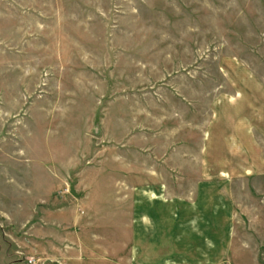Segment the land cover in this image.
Here are the masks:
<instances>
[{
  "label": "rangeland",
  "instance_id": "obj_1",
  "mask_svg": "<svg viewBox=\"0 0 264 264\" xmlns=\"http://www.w3.org/2000/svg\"><path fill=\"white\" fill-rule=\"evenodd\" d=\"M0 264H264V0H0Z\"/></svg>",
  "mask_w": 264,
  "mask_h": 264
},
{
  "label": "crops",
  "instance_id": "obj_2",
  "mask_svg": "<svg viewBox=\"0 0 264 264\" xmlns=\"http://www.w3.org/2000/svg\"><path fill=\"white\" fill-rule=\"evenodd\" d=\"M172 210L174 211L175 208L173 207ZM172 210H171V212H173ZM188 211H190L189 214H190L191 217L189 219L185 220L184 222L183 221H181V222L172 221L173 218L169 219V221H170L169 222V226L170 227L168 229L170 230V232H172L173 230H177V231L178 230H183V231H186V230H197V231H199L200 229H208L207 228L208 227L207 214H209V212H207V210H203L202 211L201 208L193 207L191 209L188 208ZM181 213L182 212H180V214ZM147 220L148 221L146 223H140V225H142V226H143V224L146 225L145 228H147V229L150 228L152 230H159L160 224L159 223H155L154 220H153V217H150ZM178 232H180V231H178ZM153 237H155V240H154V241H156L155 243L159 244L161 239L160 238L158 239V233L154 234ZM157 246H154L153 248H156ZM154 251H155V249H154ZM182 260H185V256L182 258ZM166 261H170V260H166Z\"/></svg>",
  "mask_w": 264,
  "mask_h": 264
}]
</instances>
